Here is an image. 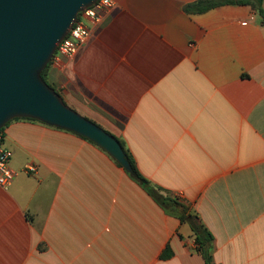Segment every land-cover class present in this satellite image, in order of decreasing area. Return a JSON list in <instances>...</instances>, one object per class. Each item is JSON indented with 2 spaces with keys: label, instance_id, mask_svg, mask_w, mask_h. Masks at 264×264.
<instances>
[{
  "label": "crops",
  "instance_id": "obj_1",
  "mask_svg": "<svg viewBox=\"0 0 264 264\" xmlns=\"http://www.w3.org/2000/svg\"><path fill=\"white\" fill-rule=\"evenodd\" d=\"M47 82L121 140L213 236V264H264V24L250 6L111 0ZM0 264H205L188 223L103 149L17 120L0 134ZM30 168L34 171L29 170Z\"/></svg>",
  "mask_w": 264,
  "mask_h": 264
},
{
  "label": "water",
  "instance_id": "obj_2",
  "mask_svg": "<svg viewBox=\"0 0 264 264\" xmlns=\"http://www.w3.org/2000/svg\"><path fill=\"white\" fill-rule=\"evenodd\" d=\"M96 1L0 0V133L16 119L35 120L89 140L133 174L121 144L42 77L79 14Z\"/></svg>",
  "mask_w": 264,
  "mask_h": 264
},
{
  "label": "trees",
  "instance_id": "obj_3",
  "mask_svg": "<svg viewBox=\"0 0 264 264\" xmlns=\"http://www.w3.org/2000/svg\"><path fill=\"white\" fill-rule=\"evenodd\" d=\"M228 5L250 6L255 12L259 14L262 23L264 24V0H198L193 4L187 5L185 7V10L189 14H202L212 9H216ZM52 64L53 61L50 62L48 67L42 73V77L47 84L49 83L47 82L46 76L48 73V69ZM49 86L51 85L49 84ZM51 87L55 89L53 86ZM55 90L57 93H59L57 89ZM17 120H25V121L40 123L38 121L31 119H16L14 121ZM115 139L121 144L125 152L126 158L133 170V174H128V173L127 174L132 178L133 181L139 184L143 188V190H145V192L151 198H153L155 203L159 207H161L165 212L176 216L177 218H179L181 222L188 223L190 225L195 237L194 240L195 250L202 256L205 264H213L214 238L211 235V233L206 229V227L203 225L200 218L196 214L190 212L189 208L185 204H183L182 201H180L176 196L172 195L170 192L164 190L159 186L153 185L149 180H147L138 170L135 160L130 155L129 151L126 149L125 144L121 140L117 138ZM117 164L121 166L119 163Z\"/></svg>",
  "mask_w": 264,
  "mask_h": 264
},
{
  "label": "built area",
  "instance_id": "obj_4",
  "mask_svg": "<svg viewBox=\"0 0 264 264\" xmlns=\"http://www.w3.org/2000/svg\"><path fill=\"white\" fill-rule=\"evenodd\" d=\"M112 6L113 2L111 0H97L92 7L80 13L77 22L74 24L69 34L58 46L52 61L55 62L59 56H74L79 48L82 47L91 36V29L88 27L87 22L99 24L101 21L100 12ZM11 159L12 152L4 148L0 136V187L4 189L10 187L16 177L15 172L10 167ZM29 170L34 171L32 168Z\"/></svg>",
  "mask_w": 264,
  "mask_h": 264
}]
</instances>
